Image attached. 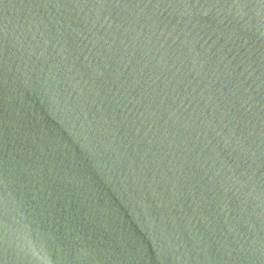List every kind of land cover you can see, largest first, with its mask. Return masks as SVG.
<instances>
[{
  "label": "water",
  "instance_id": "water-1",
  "mask_svg": "<svg viewBox=\"0 0 264 264\" xmlns=\"http://www.w3.org/2000/svg\"><path fill=\"white\" fill-rule=\"evenodd\" d=\"M0 264H264V0H0Z\"/></svg>",
  "mask_w": 264,
  "mask_h": 264
}]
</instances>
